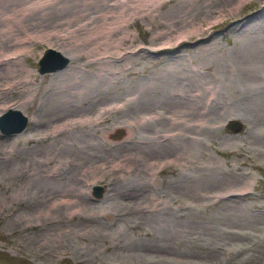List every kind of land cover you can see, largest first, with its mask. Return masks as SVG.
Returning <instances> with one entry per match:
<instances>
[{"label":"rangeland","instance_id":"rangeland-1","mask_svg":"<svg viewBox=\"0 0 264 264\" xmlns=\"http://www.w3.org/2000/svg\"><path fill=\"white\" fill-rule=\"evenodd\" d=\"M64 1L80 3L54 0V5L45 8L48 20L56 22L47 25V20L44 27L34 28L43 29L36 36L23 35L27 46L19 64L31 70V84L26 86L31 93H12L0 100L1 113L17 100L28 99L19 111L27 119L22 131L0 134L1 256L13 264H264V56L255 57L264 45V0H139L140 8L135 2L140 12L132 17L123 13L126 22H119L125 36V60L110 63L116 79L109 80L104 95L72 105L66 101L73 97L58 94L57 85L67 84L62 81L77 71L90 74L96 65L85 66V60L70 58L59 70L36 72V61L45 47L57 53L61 50L56 45L60 26L55 25L61 21L55 20L54 9L67 14L71 6ZM87 1L91 10L99 5ZM59 2L63 3L61 8H57ZM20 3L3 0L0 12ZM203 4L209 10L204 18ZM43 14H30L28 21ZM170 16L182 17L188 24L178 22L167 30ZM1 20L0 13V25ZM52 26L56 27L53 31L44 30ZM108 30H116V25H106L102 32ZM115 33L114 41L120 38ZM115 45L109 49L111 55L118 54ZM167 75H171L170 80ZM144 92L154 97L156 92L165 93L166 98L148 101L144 106ZM118 101H124L123 107ZM190 105H196L193 107L198 114L190 112ZM88 108L89 114H101L103 110L108 116L104 114V121L91 127L65 129L54 139L33 138L34 134L53 131L57 125L52 128V123L61 117L79 115ZM61 110L66 112L63 116H54ZM171 114L185 119L168 120ZM230 119L239 123V129L226 128L225 122ZM122 120L128 128L126 136L111 138L115 132H123L113 126ZM160 121L173 124L160 126ZM149 130L152 134H147ZM76 131L86 132L85 138L68 144L72 139L65 137ZM140 149L147 153L142 154ZM59 163H65L63 174L71 172V178L79 177L76 188L87 189L85 197L75 192L70 198L76 211H70L69 216L62 207L49 205L60 197L59 179L51 181L57 176L51 173L52 167ZM31 167L39 171L35 176L27 173ZM33 185L37 186L33 189ZM93 185L104 187L98 199L90 195Z\"/></svg>","mask_w":264,"mask_h":264},{"label":"bare ground","instance_id":"bare-ground-1","mask_svg":"<svg viewBox=\"0 0 264 264\" xmlns=\"http://www.w3.org/2000/svg\"><path fill=\"white\" fill-rule=\"evenodd\" d=\"M22 1V3H20V4H18V5H9V7L7 8L6 7V9L7 10H4V11H2V12H0L1 13V19L3 20V22L1 23V25H0V100L1 99H4L3 97L4 96H9L10 94H12V93H14V94H27V92L29 91L28 89H26V86H28V85H30L31 84V81H30V72H31V70H30V72H29V70L28 69H26V68H22L21 66H20V64H19V60H21V58H22V56H24L23 54V52H24V50H26L25 49V46H27L26 45V41H25V39H23L24 38V36L23 35H31L32 37H33V35H35L36 33L38 34V31H42V30H38V31H36V30H34V28L36 29V27H44V25H46V22L45 21H47L49 18L48 17H46L48 14L47 13H49L48 12V10H47V8H45L46 6H47V4H55V3H57V1L54 3L53 1L54 0H21ZM72 1V0H71ZM75 0H73V2H74ZM87 1V0H86ZM84 2V0H79V2L80 3H75V4H68L67 2H65L64 1V3L66 4L67 3V5L68 6H71L70 7V11L69 10H67L68 12H67V14H62V11H59V9H57V10H55L54 9V14H56V16H57V18L55 17V20H58V19H60L59 21H61L60 23H58V24H55V25H57V26H60V27H62L61 28V30H60V27H59V29H58V31L61 33L60 34V37L56 40V45H57V43H58V45L61 47V50H59V54L62 56V57H65V59H67V61H69V59L70 58H74V59H76L77 61L78 60H85V62H84V65L85 66H89V65H96L97 66V68H95L90 74H88V75H85V74H83V72H79V71H77V73L75 72V74H74V76L72 77L71 76V78L70 77H68V80H64V81H62V82H66L67 84H59V85H57V89H55V91L57 92L58 91V94H60L61 96L65 93L66 94V96L68 95L69 97H73V100H72V98L70 99L71 101L70 102H68V100L66 101L67 102V104H71L72 105V103H76V102H84V101H86V100H91V98H95L96 97V95H98L99 97H100V95H104V93H105V88L104 87H107V85H109L108 84V82H109V80L111 79V78H113V80L114 79H116L115 78V76H117L116 75V71H115V69H113V67L111 68V65H110V63L113 61L114 63L115 62H117V61H121V60H125V59H123V44H122V42H123V38L125 37L124 36V34H123V31L120 29V27H119V22L121 23V24H123V22H126V20L125 21H123V13H127V14H130L131 15V17L132 16H134V15H136V14H138V13H136V12H138L139 10H138V6H139V8H140V3H142L141 1H143V0H141V1H139V0H137V1H132V2H134V3H132L131 1H125V0H98V2H95L94 0H90L91 2H92V4L93 5H96V4H99V5H96V8H94L95 10H91V8H90V5H89V3H87V2H89V1H87V2ZM180 1H182V0H180ZM196 1H198V0H196ZM81 2H84L85 4L83 5ZM138 4V6L136 5V3ZM140 2V3H139ZM194 2H195V0H194ZM241 2V1H240ZM1 3H3V0H0V4ZM60 3V2H59ZM57 4V6H59V7H57V8H61L60 6H62L61 4H63V3H60V4ZM71 3V2H70ZM93 5L91 6L92 8H93ZM216 5V4H215ZM65 6V5H64ZM192 6V5H191ZM95 7V6H94ZM178 7V6H177ZM208 7V6H207ZM212 7V6H211ZM218 7V6H217ZM64 8V7H63ZM66 8V7H65ZM131 8H132V10H131ZM184 8V7H183ZM182 7H181V9H183ZM186 8V7H185ZM202 12H205V13H203V18H204V14H208L209 12H207V10L208 9H206V7H205V5L203 4V6H202ZM46 9V10H45ZM50 9V8H49ZM187 9H188V13H189V11H191V7L189 6V7H187ZM213 9V11H214V8H211V10ZM66 10V9H65ZM186 10V9H185ZM193 11H194V9H192ZM145 11V10H144ZM187 11V10H186ZM209 11V10H208ZM235 11V10H234ZM42 12H44V14L42 13ZM140 12V11H139ZM185 12V11H184ZM233 12V11H232ZM43 14L41 17H38V18H36V19H30V21H28V18H32V16H29L28 17V15H30V14ZM51 13V12H50ZM187 13V14H188ZM192 13H194V12H192ZM234 13V12H233ZM52 15H54L53 14V12L51 13ZM59 14H61V16H59ZM145 14V13H144ZM170 14H172V13H170ZM185 14V13H184ZM212 14V13H211ZM215 14V13H214ZM51 15V16H52ZM189 15H190V13H189ZM193 15V14H192ZM191 15V16H192ZM210 15V14H209ZM50 16V17H51ZM129 16V15H128ZM182 16H184V15H182ZM187 15H185L184 17H186ZM191 16H190V18H191ZM213 16V15H212ZM125 17V16H124ZM171 17V16H170ZM205 17H207V16H205ZM211 17V16H210ZM126 18V17H125ZM130 18V17H129ZM174 18V17H173ZM172 17H171V19H169V21L171 22V23H169V24H167V30H169L171 27L173 28L174 26H175V24L176 23H178L179 22V24H180V22H185L184 21V18H182V17H179V18H176V16H175V19H173ZM212 18V17H211ZM62 19V20H61ZM153 19V18H152ZM189 19V18H188ZM197 19V18H196ZM199 19H201V18H199ZM207 19H209V18H207ZM1 20V21H2ZM206 19H204V21H205ZM27 21V22H26ZM51 21H53V19H51ZM51 21H49L48 20V23H47V25L49 24V23H52ZM111 21H112V23H111ZM191 21V20H190ZM53 22H56V21H53ZM206 22V21H205ZM187 22H185V24H186ZM26 24V25H25ZM53 24V25H54ZM116 25V30H108L109 31V33L107 32V33H103L102 32V29H104V26H110V25ZM182 24V23H181ZM185 24H183V25H185ZM188 24V23H187ZM196 25H199V24H196ZM179 26V25H178ZM186 26V25H185ZM31 27V28H30ZM46 27H48V26H46ZM45 27V28H46ZM119 27V28H118ZM54 28H56L55 26H54ZM54 28H53V26H52V28H46V29H44V30H54ZM123 28V27H122ZM175 28V27H174ZM209 28V27H208ZM31 30L32 29V31H30L29 32V30ZM185 29V28H184ZM191 29V28H190ZM193 29V28H192ZM195 29H197V28H195ZM121 30V31H120ZM52 31H49V33L50 32H52ZM116 31V35L117 36H120V38H118V40L117 39H115V41H114V34H113V32H115ZM202 31V30H201ZM182 32V31H181ZM185 32V31H184ZM195 32V31H194ZM204 32V31H203ZM34 33V34H33ZM42 33V32H41ZM57 33V32H56ZM56 33H55V35H56ZM169 33V32H168ZM167 33V34H168ZM255 33V32H254ZM53 34V33H52ZM162 34V33H161ZM166 34V35H167ZM183 34V33H182ZM192 34V33H191ZM253 34V33H252ZM256 34V33H255ZM259 35H260V33H258ZM44 35V34H43ZM46 35H49L50 36V34H47V32H46ZM54 35V34H53ZM106 35V36H105ZM254 35V34H253ZM36 36V35H35ZM124 36V37H123ZM157 36H159L158 34H157ZM165 36V35H164ZM255 36V35H254ZM264 36V35H263ZM51 37V36H50ZM50 37H48V38H50ZM56 37V36H55ZM162 37V36H161ZM257 37V36H256ZM26 38V37H25ZM51 38H53V37H51ZM28 39H30V38H28ZM164 39V38H163ZM179 39V38H178ZM35 40V39H34ZM51 40V39H50ZM55 41V40H54ZM114 41V42H113ZM176 41V40H175ZM258 42L260 41V40H257ZM256 41V42H257ZM50 42V41H49ZM255 42V41H254ZM51 43H49V45H50ZM113 44H116L115 45V48L116 49H118V54H116V55H111V53L109 52V49L111 48V47H113L114 48V46H113ZM54 45V44H53ZM169 45V44H168ZM51 46V45H50ZM158 46V45H157ZM164 47V46H163ZM263 47V48H262ZM261 47V49H259V51H257L256 52V54H255V57L256 58H261V57H263L264 56V45ZM158 48H160L159 46H158ZM246 48V47H245ZM154 49V48H153ZM241 49H242V46H241ZM125 50V49H124ZM141 50V49H140ZM138 51V50H137ZM127 52V51H126ZM126 54V53H125ZM261 55H263V56H261ZM117 57V58H116ZM125 57V56H124ZM87 60V61H86ZM123 62V61H122ZM178 67V69H180V67H181V65H178L177 66ZM174 70H175V67H173L172 68V71L174 72ZM172 73V72H171ZM171 76V75H170ZM169 75H167V76H165V77H167L168 79H169V77H170ZM179 77H181V76H179ZM187 77V76H186ZM163 78V77H162ZM172 78H173V76H172ZM178 78V77H177ZM176 78V79H177ZM86 79V80H85ZM164 79V78H163ZM167 79V80H168ZM181 79H183V77L181 78ZM193 79H194V77H193ZM112 80V82H114ZM155 80V79H154ZM153 80V81H154ZM159 80V79H158ZM160 80H161V78H160ZM170 80V79H169ZM173 80V79H172ZM171 80V81H172ZM192 80V79H191ZM150 81H152V80H150ZM150 81H148V82H150ZM165 81V80H164ZM163 81V82H164ZM176 81V80H175ZM186 81H187V83L190 85V83H191V81L189 80H187L186 79ZM87 82H89V83H87ZM156 82V81H155ZM158 82H160V81H158ZM166 82V81H165ZM174 82V81H173ZM178 83H182V85L185 83V80L183 81H181V80H179V81H177ZM190 82V83H189ZM167 83H169V82H167ZM177 83V84H178ZM193 84H194V80H193V82H192ZM199 83V82H198ZM212 83V82H211ZM107 84V85H106ZM149 84V83H148ZM153 84V83H152ZM152 84H150V85H152ZM163 84V83H162ZM161 84V85H162ZM174 84H175V82H174ZM186 84V83H185ZM192 84V85H193ZM201 84V83H200ZM200 84H198V85H200ZM111 85V84H110ZM160 85V87H162ZM195 85H197V84H195ZM197 85V86H198ZM207 83L205 84V88H207ZM168 86H169V84H168ZM167 86V87H168ZM184 86V85H183ZM191 86V85H190ZM196 86V87H197ZM53 87H55V85L53 86ZM111 87V86H110ZM145 87H146V85H145ZM170 87V86H169ZM196 87H193V88H196ZM56 88V87H55ZM148 88L150 89V87L148 86ZM148 88H147V91H149L148 90ZM151 88H152V86H151ZM188 88H189V86H188ZM199 88V87H198ZM202 90H203V86H201L200 87ZM204 88V89H205ZM47 89V88H46ZM50 89V88H49ZM141 89V88H140ZM139 89V90H140ZM157 89V88H156ZM190 89H191V87H190ZM209 91V93L207 94L208 96L212 93H210V87L209 88H207ZM28 90V91H27ZM160 90V89H159ZM158 90V91H159ZM196 89H194V91H195ZM199 90V89H198ZM54 90H53V92H55ZM109 91V90H108ZM151 91V90H150ZM188 91V90H187ZM212 91H214V90H212ZM33 92V91H32ZM52 92V93H53ZM190 92V91H189ZM189 92H186V93H189ZM31 93V91H29V94ZM51 93V92H50ZM140 93V91L138 92V94ZM145 93V92H144ZM143 93V94H144ZM157 93V95H155V97H154V94L153 93H145V97H143V99H144V103H143V105L144 104H147L148 103V101H154V100H156V99H159V102H160V99H164V98H166V96L164 95V94H162V93H158V92H156ZM205 93V92H204ZM54 94V93H53ZM57 94V95H58ZM92 94H94V95H92ZM108 94V93H107ZM106 94V95H107ZM123 94V93H122ZM142 94V93H141ZM185 94V93H184ZM191 94H192V92H191ZM132 95V94H131ZM212 95V94H211ZM165 96V97H164ZM130 97V96H129ZM128 97V98H129ZM133 97H134V95H133ZM132 97V98H133ZM140 97V96H139ZM171 98H172V95L170 96ZM169 97V98H170ZM187 97V96H186ZM210 98H211V96H209ZM8 98V97H7ZM27 98H29V97H27ZM59 98V97H58ZM63 98V97H62ZM65 98V97H64ZM113 98H114V96H113ZM137 98V97H136ZM135 98V100L136 101H138L137 99ZM141 98V97H140ZM170 98V99H171ZM17 99V98H16ZM26 99V98H25ZM25 99H22V101H16L14 104H12L8 109H6L5 110V108H2V110H4L3 112H6V111H8V110H13L14 112H15V114H16V112H19L20 111V107H24L25 106V104H26V101L28 100H25ZM54 99H55V96H54ZM108 99H109V97H108ZM126 99V98H125ZM124 99V100H125ZM63 100V99H62ZM61 100V101H62ZM76 100V101H75ZM114 100V99H113ZM126 100H128V99H126ZM131 100V99H130ZM169 100V99H168ZM186 100V99H185ZM196 100V99H195ZM59 101V100H58ZM105 101V100H104ZM129 101V100H128ZM135 101V102H136ZM211 101V100H210ZM63 102V101H62ZM65 102V101H64ZM98 102V101H97ZM119 102V101H118ZM123 102L124 101H122V102H119L118 103V106H119V104H120V106H122L123 107ZM134 102V101H133ZM134 102V103H135ZM171 102H174V100L173 101H171ZM106 103V102H105ZM109 104H111L110 102H108ZM107 103V104H108ZM112 103H114V102H112ZM116 103V102H115ZM129 103V102H128ZM127 103V104H128ZM150 103V102H149ZM190 103H191V101H190ZM78 104V103H77ZM97 104V103H96ZM99 104V103H98ZM102 104V103H101ZM117 104V103H116ZM126 104V103H125ZM124 104V105H125ZM130 104V103H129ZM188 104H189V102H188ZM193 104V103H192ZM196 104V103H195ZM65 105V104H64ZM74 105V104H73ZM115 105V104H114ZM198 105H200L199 103L197 104V106ZM63 106V105H62ZM67 106V105H66ZM65 106V107H66ZM68 106H70V105H68ZM75 106V105H74ZM73 106V107H74ZM100 106V105H99ZM117 106V107H118ZM125 106H127V105H125ZM141 106V105H140ZM145 106V105H144ZM191 106V108H189V110H190V112H192L193 114H195L196 112H197V110H195L194 109V107L193 106H196V105H190ZM91 107L93 108L94 106H92L91 105ZM101 107V106H100ZM106 107H108L107 105H106ZM112 107V106H111ZM114 107V106H113ZM131 107V106H130ZM199 107V106H198ZM74 108H76V107H74ZM104 108V107H103ZM121 108V107H120ZM124 108H126V107H124ZM141 108H142V106H141ZM204 108H207V106L205 105V107ZM203 108V109H204ZM69 109V108H68ZM90 108H88V109H85V111H83V113L82 114H80L79 113V115H74V116H71V115H69L68 117H61V119L60 120H58V121H56V122H54V123H52V128L53 127H55L56 125V127L55 128H53L54 130L53 131H50L49 133L48 132H46L45 134L44 133H42V134H34L33 135V138L35 139V140H42L45 136H49V138H50V136L52 137V139H54L53 137L54 136H56L57 134H60L61 132H63V131H65V129H69V128H71V127H75V126H77V125H83V126H88V127H91V125H93V124H95V123H97V122H100V121H104V118H105V116L107 115L106 113H104V111L103 110H101V114H99V112L97 113V112H95V110L93 109L92 110V112H95L94 114H89V113H87V110H89ZM101 109V108H100ZM106 109V108H105ZM117 109H119V108H117ZM116 109V110H117ZM127 109V108H126ZM133 109V108H132ZM160 109V108H159ZM192 109H193V111H192ZM197 109V108H196ZM70 110V109H69ZM72 110V109H71ZM76 110V109H75ZM109 109L107 108V111H108ZM112 110V109H111ZM114 110V109H113ZM113 110H112V112H113ZM146 110H148V109H146ZM196 112H195V111ZM200 110V109H199ZM202 110V109H201ZM22 111V110H21ZM62 111V110H61ZM68 111V110H67ZM100 111V110H99ZM110 111V110H109ZM108 111V112H109ZM130 111H131V109H130ZM142 111V110H141ZM156 111V110H155ZM205 111V110H204ZM3 112H1V113H3ZM49 112V111H48ZM90 112V111H89ZM201 112V111H200ZM0 113V114H1ZM20 113V112H19ZM65 114L63 111L61 112V113H59V114H55L54 116H56V117H60V116H63V115H61V114ZM91 113V112H90ZM163 113V112H162ZM191 113V114H192ZM202 113V112H201ZM21 114V113H20ZM88 114V115H87ZM104 114H106V115H104ZM112 114V113H111ZM134 114V113H133ZM138 114V113H137ZM145 114V113H144ZM159 114V113H158ZM169 114V113H168ZM196 114H198V112L196 113ZM22 115V114H21ZM50 115V114H49ZM68 115V114H67ZM92 115V116H91ZM118 115V114H117ZM124 114H122V116H123ZM201 114H199V116H200ZM108 116V115H107ZM125 116V115H124ZM129 116V115H128ZM127 116V117H128ZM144 116V115H143ZM147 116H148V114H147ZM146 116V117H147ZM150 116V115H149ZM169 117H168V120H175L176 118H178L179 120H180V118L182 117L183 118V116H179V117H176V116H174V115H168ZM25 117V116H24ZM47 117V116H46ZM45 117V118H46ZM69 117H71V118H69ZM74 117V118H73ZM114 117V116H113ZM139 117V116H138ZM49 118V117H48ZM52 118V117H51ZM54 118V117H53ZM108 118V117H107ZM116 118V117H115ZM175 118V119H174ZM26 119V118H25ZM56 119V118H55ZM133 119H134V117H133ZM178 119H176V120H178ZM183 119H185V118H183ZM6 120H8L9 121V124L11 123H13L15 120H13L12 119V117L11 118H8V119H6ZM27 120V119H26ZM32 121H33V119H31ZM53 120V119H52ZM121 120V119H120ZM132 120V119H131ZM149 120H150V118H149ZM151 120H153V118L151 119ZM167 120V119H166ZM175 120V121H176ZM178 120V121H179ZM12 121V122H11ZM117 121V120H116ZM139 121V120H138ZM185 121H187V120H185ZM26 122V121H25ZM34 122V121H33ZM44 122H46L45 120H44ZM65 122V123H64ZM113 122V121H112ZM148 122V121H147ZM147 122H146V124H147ZM47 123V122H46ZM50 123V124H51ZM64 123V124H63ZM133 122H131V124H132ZM151 123H152V121H151ZM154 123H155V121H154ZM173 124V122L172 123H170V121H166V122H163V121H160L159 122V124H160V126H164L165 124ZM177 123V122H176ZM191 123V122H190ZM114 124H116V126L117 127H119V128H121V130H124L125 132L127 131V127H126V124L125 125H123V120L122 121H119V122H116V123H113V126H114ZM128 124H129V122H128ZM168 124V125H169ZM188 124V123H187ZM40 125V124H39ZM46 125V124H45ZM100 125V124H99ZM140 125V124H139ZM142 125V124H141ZM179 125H182V124H179ZM36 126V125H35ZM50 126V125H49ZM160 126H159V128H160ZM166 126V125H165ZM192 126V125H191ZM197 126V125H196ZM82 126H80V128H81ZM135 127V126H134ZM137 127H139L138 125H137ZM142 127V126H141ZM41 128V127H40ZM47 128V127H46ZM85 128V127H84ZM162 128V127H161ZM187 128V127H186ZM185 128V129H186ZM79 129V128H78ZM87 129V128H86ZM188 129H189V127H188ZM191 129V128H190ZM72 130V129H71ZM131 129H129V131H130ZM184 130V129H183ZM67 131V130H66ZM77 131H79V130H77ZM76 131V134H70V136L68 135L67 137H65V138H67L66 140H70V139H72L71 141H69L68 142V144L69 143H73V142H77L78 143V141L79 140H81L82 138H85V137H83L84 135H86V132H83V131H81V133L80 132H77ZM185 131V130H184ZM88 132V131H87ZM147 132V131H146ZM157 132V131H156ZM171 132V131H170ZM39 133V132H38ZM41 133V132H40ZM71 133V132H70ZM123 133V132H122ZM144 133V132H143ZM154 133V132H153ZM15 133H11L10 135H14ZM89 134V133H88ZM103 134H105V133H103ZM132 134V133H131ZM147 134H152L151 133V131L149 130L148 132H147ZM4 135H8V134H4ZM32 136V135H31ZM57 136H59V135H57ZM91 136V135H90ZM144 136V135H143ZM151 136H153V135H151ZM163 136V135H162ZM30 138H32V137H30ZM29 138V139H30ZM48 138V139H49ZM121 138V137H120ZM141 138H144V139H147L148 140V138L147 137H141ZM150 138V137H149ZM47 139V140H48ZM119 139V138H118ZM140 139V138H139ZM155 139V137L154 138H152L151 140H154ZM64 141V140H63ZM146 140H144V142H145ZM148 141H150V140H148ZM147 141V142H148ZM38 142V141H37ZM90 142V141H89ZM139 142V141H138ZM138 142H137V144L136 145H138ZM42 143V142H41ZM61 143V142H60ZM77 143H74L75 145L77 144ZM67 144V145H68ZM85 144V143H84ZM145 144V143H144ZM155 144V143H154ZM154 144H152V145H154ZM62 145V144H61ZM66 145V144H65ZM157 145V144H156ZM155 145V146H156ZM149 146H150V144H149ZM166 146V145H165ZM51 147V146H50ZM70 147H72V146H70ZM90 147V146H89ZM167 147H170V146H168L167 145ZM46 148V147H45ZM44 148V149H45ZM62 148V147H61ZM86 148V147H85ZM87 148H88V146H87ZM158 148H159V146H158ZM171 148V147H170ZM43 149V148H42ZM47 149V148H46ZM54 149V148H53ZM63 149V148H62ZM78 149V148H77ZM81 149V148H80ZM130 149H132V148H130ZM151 149V148H150ZM35 150V149H34ZM56 150V149H55ZM66 150V149H65ZM141 151H143L142 149H140ZM158 151V150H157ZM24 152V151H23ZM155 152V151H154ZM171 152V151H170ZM50 153V152H49ZM141 153V152H140ZM145 153H147V151H143V153L142 154H145ZM157 153V152H156ZM156 153H154L153 155H157ZM28 154V153H27ZM36 154V153H35ZM42 154V153H41ZM40 154V155H41ZM44 154H47V153H44ZM4 155V154H3ZM25 155V154H24ZM49 155V154H48ZM93 155V154H92ZM136 154H134V156H135ZM43 156V155H42ZM53 156V155H52ZM55 156V155H54ZM167 156H168V154H167ZM136 157H137V155H136ZM142 157V156H141ZM159 157V156H158ZM171 157V156H170ZM29 158V157H28ZM49 158H51V157H49ZM48 158V159H49ZM90 158V157H89ZM97 158V157H96ZM6 159V158H5ZM52 159V158H51ZM69 159V158H68ZM67 159V160H68ZM26 160V159H25ZM53 160V159H52ZM60 160V159H59ZM68 161H70V159L68 160ZM68 161H67V163H68ZM74 161V160H73ZM154 161H156V160H154ZM153 161V162H154ZM64 162H65V160H64ZM78 162V161H77ZM152 162V161H151ZM150 162V163H151ZM152 162V163H153ZM25 163H27V162H25ZM61 163H63V162H61ZM71 163V162H70ZM74 163V162H73ZM116 163V162H115ZM114 163V164H115ZM149 163V162H148ZM149 163V164H150ZM65 164V163H64ZM64 164H57L58 166L56 167H52V170H51V173L52 172H54L55 173V175L57 174V176H56V179L54 180H51V181H56V180H58L59 181V185H58V189H59V193H60V197L58 198V200H56L55 202H53V203H50L49 205H50V207H58V206H60V207H62L63 209H65L64 211H69L68 212V216L71 214V212L70 211H76V206H75V204H74V201L72 200L73 199V197H75V195H76V193L75 192H78V193H81L82 195H83V197H85L84 196V194H86L87 193V189L85 188V187H83V188H76V186L77 185H75V181H76V178L78 179L79 177L77 176L76 178H74V177H72L71 178V172H70V174L68 173H64L63 174V172L62 171H64V168L62 167V165L64 166ZM79 164V163H78ZM96 164V163H95ZM71 165H73V164H71ZM110 165V164H109ZM108 165V166H109ZM151 165V164H150ZM26 166H27V164H26ZM37 166V165H36ZM147 166V165H146ZM27 167H30V165L29 166H27ZM35 167V166H34ZM84 167H86V166H84ZM111 167V166H110ZM114 167V166H113ZM129 167V166H128ZM68 168H69V166H68ZM73 168V167H72ZM77 168V167H76ZM76 168H75V170H76ZM89 168V167H88ZM91 168V167H90ZM89 168V169H90ZM97 168V167H96ZM96 168H95V170H96ZM100 168V167H99ZM119 168H120V166H119ZM24 169H26V168H24ZM39 169V168H38ZM106 169V168H105ZM109 169V168H108ZM111 169L112 168H110V171H111ZM28 171H27V173H29V175H33V174H37L36 172L38 171L36 168H33V167H31V169L30 168H28L27 169ZM40 170H41V168H40ZM93 170V169H92ZM107 170V169H106ZM114 170H116V168L114 169ZM113 170V171H114ZM147 170H149V169H147ZM70 171V170H69ZM81 171V170H80ZM103 171V170H102ZM109 171V170H108ZM127 171V170H126ZM12 172V171H11ZM39 172V171H38ZM61 172H62V174H61ZM105 172V171H104ZM120 172V171H119ZM123 172V171H122ZM8 173H10V172H8ZM42 173V172H41ZM77 173V172H76ZM76 173H74V174H76ZM87 173V170L84 172V174H86ZM97 173V172H96ZM124 173V172H123ZM143 173V172H142ZM73 174V173H72ZM81 174V173H80ZM83 174V173H82ZM109 174V173H108ZM111 174V173H110ZM28 175V174H27ZM90 175V174H89ZM123 175H125V174H123ZM33 176H35V175H33ZM37 176V175H36ZM30 177V176H29ZM100 177V176H99ZM98 177V178H99ZM36 178H38V177H36ZM82 178H87L86 176H84V177H82ZM93 178V177H92ZM103 178H105V177H103ZM96 179V178H95ZM94 179V180H95ZM29 180V179H28ZM32 180V179H31ZM31 182V181H30ZM39 182V181H38ZM38 182H37V185H39L38 184ZM89 182V181H88ZM33 183H35V182H33ZM91 183V182H90ZM28 184H29V182H28ZM27 184V185H28ZM31 184V183H30ZM40 184H41V181H40ZM94 184V183H93ZM37 185H33V189H34V187L35 186H37ZM31 186V185H30ZM87 186L89 187V185L87 184ZM39 187V186H38ZM57 187V186H56ZM78 187V186H77ZM23 188H25V187H23ZM22 188V189H23ZM24 190V189H23ZM19 191V190H18ZM32 191V190H31ZM35 191V190H34ZM42 191V190H41ZM29 192V191H28ZM36 192V191H35ZM39 192V191H38ZM46 192H47V190H46ZM30 193V192H29ZM34 194V193H33ZM41 194V193H40ZM51 194V193H50ZM24 196H25V194H23ZM34 196V195H33ZM47 197H48V195H46ZM32 197V196H31ZM35 197V196H34ZM63 197V198H62ZM82 197V196H81ZM70 198H72V199H70ZM47 201V200H46ZM45 201V203H47ZM36 202V201H35ZM37 204V203H36ZM87 205V204H86ZM125 205V204H124ZM127 207V206H126ZM61 208V209H62ZM79 208V207H78ZM85 208V207H84ZM124 208V207H123ZM48 209V208H47ZM86 209V208H85ZM125 209V208H124ZM132 209V208H131ZM134 209H136V208H134ZM126 210V209H125ZM128 210V209H127ZM80 211V210H79ZM78 211V212H79ZM136 211H137V209H136ZM124 212H126V211H124ZM73 218V217H72ZM64 219V218H63ZM62 219V220H63Z\"/></svg>","mask_w":264,"mask_h":264},{"label":"water","instance_id":"water-1","mask_svg":"<svg viewBox=\"0 0 264 264\" xmlns=\"http://www.w3.org/2000/svg\"><path fill=\"white\" fill-rule=\"evenodd\" d=\"M36 61V72L38 74L42 73H47V72H52L55 71L56 69L59 70L60 68H63V66L67 63V59L65 57H62L59 53L56 51L52 50L51 48H45L40 56L38 57ZM15 120L12 124H9V121L6 120L8 118H11ZM25 117L21 115L19 112H15L13 110H8L6 112H3L0 114V134H11V133H16L19 131H22L21 129L25 125ZM12 122V121H11ZM226 128L230 130H235L239 129V123L236 122V120L230 119L225 122ZM236 131V130H235ZM126 136L125 131H118L115 132L111 137L113 139H118L121 136ZM123 136V137H124ZM92 189L90 190V195L94 199H98L101 196L102 190L104 187L98 186V185H93L91 187Z\"/></svg>","mask_w":264,"mask_h":264},{"label":"trees","instance_id":"trees-1","mask_svg":"<svg viewBox=\"0 0 264 264\" xmlns=\"http://www.w3.org/2000/svg\"><path fill=\"white\" fill-rule=\"evenodd\" d=\"M0 264H13V263L9 261L7 258H5L4 256H1V253H0Z\"/></svg>","mask_w":264,"mask_h":264}]
</instances>
